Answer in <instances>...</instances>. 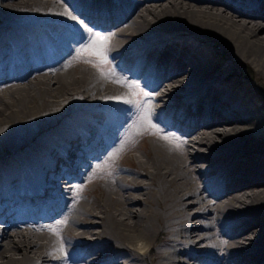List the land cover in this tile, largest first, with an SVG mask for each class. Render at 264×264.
Returning <instances> with one entry per match:
<instances>
[{
  "label": "bare ground",
  "instance_id": "bare-ground-1",
  "mask_svg": "<svg viewBox=\"0 0 264 264\" xmlns=\"http://www.w3.org/2000/svg\"><path fill=\"white\" fill-rule=\"evenodd\" d=\"M206 38L264 75V0H0V264H264V101Z\"/></svg>",
  "mask_w": 264,
  "mask_h": 264
},
{
  "label": "rangeland",
  "instance_id": "rangeland-1",
  "mask_svg": "<svg viewBox=\"0 0 264 264\" xmlns=\"http://www.w3.org/2000/svg\"><path fill=\"white\" fill-rule=\"evenodd\" d=\"M103 29L104 31L106 30V32L109 31L107 28H103ZM98 30L99 29L96 28V26H91V28H88L87 32L83 36H81L80 38L76 39V41L73 42L74 44L73 48L70 54L67 55V58L70 56L71 59L75 61L73 63L74 65L81 67L83 69H90V70L99 71V72H103V70H107L103 66H99V67L94 66L97 64H101V58L96 55L91 54V49L93 45H95L97 48L103 45L104 53L106 57L108 56L107 59H109V55L107 54L109 46L106 45L104 40H102V34ZM185 39L186 38H184L182 42H184ZM203 41L206 42V47H203L202 45ZM195 47L199 48L204 54H206L209 57L211 69H218L223 73L226 71L231 72L233 80L241 81V83L247 87L253 85L255 89L259 92L261 99H263L264 101V75L258 71L257 66L250 59H246L243 56L237 55L230 48L229 45H227L220 39H216L214 41L208 38H206L205 40L199 39L195 43ZM217 47L221 48L226 53V56H223V59L221 58V55L217 53L216 51ZM86 48L88 50H86ZM88 61H91V62H88ZM110 66L113 68L112 64ZM144 90L147 91L148 88L146 87L142 88L141 85H140L139 90L138 89L132 90L131 88H128L130 99L133 103V109L138 110L137 118H135V120L141 117V113H142L141 109H143L144 107L142 106L145 105L144 102H145L146 91ZM144 110L147 112L149 109L147 110L145 106ZM149 112L151 111H148V113ZM133 129L134 128H132V125L130 126V128H129V125H124L118 141L123 138L124 139L122 140V143L125 140H129V137L131 136V134L130 136L129 135L127 136L125 134L129 132V130H131V133H132ZM123 135L124 137L122 138ZM6 152L8 154H6ZM137 152H141V149L137 150ZM11 154H12V151L7 150L0 155V158H3V157L5 158L6 155L11 156ZM102 156H103L102 154H99L95 160V161L98 160V162H95L96 164L94 163L93 166L91 167V172H93L94 174H98V172L101 169L107 170L110 168L109 166L110 161H108L107 159H104V157L102 158ZM97 163H100V164L97 165ZM114 166L119 167V164L118 163L115 164L114 162ZM56 199H59V197L57 196ZM217 230L219 231V228H217Z\"/></svg>",
  "mask_w": 264,
  "mask_h": 264
},
{
  "label": "snow or ice",
  "instance_id": "snow-or-ice-1",
  "mask_svg": "<svg viewBox=\"0 0 264 264\" xmlns=\"http://www.w3.org/2000/svg\"><path fill=\"white\" fill-rule=\"evenodd\" d=\"M86 50H88V49L86 48ZM91 54L96 55V56L101 58V64H97L94 66H97V67L102 66V63L106 62V60H107V57L104 53L103 45H101L99 48H97L95 45H93L92 49H91ZM88 62H91V61H88ZM145 95H148V94L145 93ZM164 138L167 139V136H165Z\"/></svg>",
  "mask_w": 264,
  "mask_h": 264
},
{
  "label": "trees",
  "instance_id": "trees-1",
  "mask_svg": "<svg viewBox=\"0 0 264 264\" xmlns=\"http://www.w3.org/2000/svg\"><path fill=\"white\" fill-rule=\"evenodd\" d=\"M216 51L218 54L221 55V58L223 59V56H226V53L224 52V50H222L221 48L217 47Z\"/></svg>",
  "mask_w": 264,
  "mask_h": 264
}]
</instances>
